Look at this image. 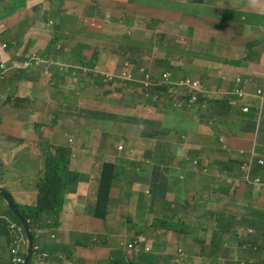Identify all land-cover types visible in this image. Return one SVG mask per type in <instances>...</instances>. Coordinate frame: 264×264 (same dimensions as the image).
Listing matches in <instances>:
<instances>
[{
    "label": "clouds",
    "instance_id": "obj_1",
    "mask_svg": "<svg viewBox=\"0 0 264 264\" xmlns=\"http://www.w3.org/2000/svg\"><path fill=\"white\" fill-rule=\"evenodd\" d=\"M14 1L0 0V128L9 119L7 102L22 94L24 90L25 85L22 76L25 75V71L27 70L41 69L45 74L50 75L54 79L58 78L60 81L72 80L74 86L71 88L62 86L56 90L59 100L69 98L75 87H87L90 90L97 91L99 94L102 93L104 97L108 98V102L101 105L100 109H102V113L113 112L114 120L106 129H103L101 137L102 142L107 144L109 148L108 152L112 157V161L104 162L102 170L104 164L109 163L112 174L116 176V180L110 189L107 216L104 218L96 216L94 214V206L98 200L97 194L102 176L101 170L98 177L95 199L89 201L87 213L96 218L108 219L112 210L111 191L115 182H119L124 190V197L121 202H117V205L130 206L135 203L140 215L138 219L134 216L130 217L128 213L125 214L126 221L123 220L122 222H125L127 227L122 228V233L117 241V249L112 251L114 254L110 259V264L115 263L116 259L120 256L123 259H131L133 250L146 242L145 238L141 237L145 231L154 234L165 233L170 229L158 226L163 222H169L172 219L177 220L180 217H183L181 225L191 224L196 226V230L193 233H188L184 230L188 234L195 235V245L198 246V250L196 251L195 248L193 254L195 253L194 256L197 258L218 261L211 264H223L228 260L235 264H252L242 250V245L235 240L234 235L238 233V226H242L250 232L251 229L248 227V224L250 219L254 220L253 216H255L256 224H264L259 221L264 218V103L257 98V94L262 93V86L256 87L255 98L258 101L256 105L258 113L255 117L248 111L245 104H240V100L234 101L233 95L235 93L248 95L246 88L251 86V80L249 79L251 70L250 72H239L236 69L239 66L228 63L232 59H240V53L234 57L222 54V60L215 63L214 67L210 66L206 69L202 60L193 52L182 50L177 55H168L166 51L162 53L147 52L131 45L130 41L134 39H119L96 46L94 41L90 40L86 42L84 40L86 27L82 23L80 27H76L74 23L68 22L72 16L66 12L56 11L58 13L57 16L61 19L59 23L55 20L56 15L53 12L52 21L44 12V0H24L18 10L24 13L28 29H16L14 31L5 23L7 6L13 4ZM147 1L148 9L142 22L144 27L145 23H147L149 29L145 28L153 33V27L157 19L162 18L164 25H168L173 19L169 15H162L154 21L144 22L147 15L152 12L164 14L167 11L174 10L176 11L174 18L180 19L181 25L184 28L190 29L191 32L200 36L199 33H196L199 23L212 22L216 25L217 22L221 21L223 24H231L232 16H234L233 11H238L245 20L247 15L252 11V9H246L240 5L245 0H238V6L228 9L224 7L221 15L218 18L214 16V20L213 17L170 8L168 4L173 0ZM187 1L191 4H207L211 2L210 0ZM61 14H67L68 17L63 18ZM49 21H52L51 24L54 25L52 50L48 49L42 52V55H39L37 50H30L29 42L33 37L34 31H44ZM116 22L118 21L116 20ZM118 23L125 24L122 22ZM131 24L134 26L133 23ZM125 25L128 27L127 24ZM210 29L213 30L212 28ZM217 32L221 33V31ZM217 32H208L207 38L204 40L211 42L217 36ZM158 33H163L160 26ZM93 36L95 35L93 34L92 38ZM225 36L228 35L222 34L221 39L224 40ZM235 36L241 37L238 34H235ZM236 49L240 51L238 45ZM17 50L19 52H16ZM146 54L151 55L152 58L145 60L143 56ZM57 60L66 63H61ZM166 60H172L173 64L178 66V69L166 73L162 66ZM212 68L218 71V73L214 74L211 70ZM255 68L263 69L259 76L261 79H264V67ZM166 75L171 78V83L168 87H164L159 83V80L166 77ZM218 76H221L228 86L233 82V86L229 89L227 86L223 88L210 87L209 80H215ZM200 80L202 83L200 90L197 91L194 89V86H196L195 82ZM241 82L243 85L238 87V83ZM164 91L172 100L167 106L172 108L181 107L183 110L196 109L212 113L221 101L228 99L233 105H238L240 112L244 115L247 127L239 128L232 121H227L224 124V129L230 137L229 150L232 152V155L228 159L232 172L227 178H224L212 174L211 165L206 157L213 149L207 138L212 136L209 118L199 113L196 115L186 112L181 114L179 136L175 143L169 144L167 147L169 153V160L167 162H163L162 160L164 145L162 143L159 118L151 120L150 124L139 135L143 144L146 147L152 148V159L145 160L140 165V171L149 177L155 188L136 190L130 193V157L135 155L137 149L134 140L130 142L122 141L124 134H127L126 130L133 123V120L130 118V102H149L157 105ZM149 97L152 99L150 100ZM243 101H245V97ZM109 105H114V107H105ZM152 110L158 113L156 108L152 107ZM184 114H187V116L184 117ZM118 119H121L124 125L120 126ZM114 124L122 127L124 133L118 141L109 147L107 136L112 131ZM39 137L41 138L37 144L39 153V145L42 141L50 144L53 149L55 147L67 148L63 160L66 162V168L72 170L70 167V157L73 155L71 140L67 138L66 145H55L44 139L41 134ZM8 138L18 139L14 136H9ZM257 145L262 147L263 150L255 153L250 152L251 149L255 151ZM260 155L262 157H259ZM42 169L43 162L41 157L40 170ZM39 177H42L40 172ZM80 180L81 176L79 175L78 184ZM165 181L169 185V188L166 190L161 188ZM39 183L40 181L38 182L37 200L34 201V204H31L29 201H18L16 195L0 179V187L11 196L14 204L18 202L21 206L26 205L34 208L43 206V202L39 200ZM202 184L206 185L210 202L213 199L210 211V219L214 223L213 229H208L204 226V219H194L191 215L193 211L198 210L194 206L197 203V196ZM209 189L213 193H209ZM76 192L77 190L67 194V198L70 194ZM217 192L220 193L217 194ZM66 201L56 214L57 222L65 208ZM0 203L4 206V211H0V219L6 220V222H0V224L9 225L11 231L9 242L10 259L6 264H23L27 251L25 230L9 208L7 201L1 196ZM217 204H220V206L218 207ZM45 207L46 209L41 215L34 220V224L44 225L39 221L40 217L44 213H48L54 209V205L50 203H47ZM7 208L11 210L20 224L6 215ZM185 210H192L191 214ZM21 214L25 217L22 212ZM48 218L51 219V217ZM66 218V215H64L63 219ZM26 219L29 221L28 218ZM145 225L147 227H144ZM32 232L34 236V254L30 264H34L38 252L36 236L34 235L35 231L32 230ZM206 238H208L209 245H213L219 249V252L214 256H212L214 252L206 247ZM98 239L100 240L95 241V245L108 246L106 245L107 236H100ZM217 239L219 240L217 241ZM247 240L252 244V239L249 236H247ZM233 241L236 245H240L241 248L237 249L236 245L231 246L230 244ZM224 246L226 250H222ZM167 251L168 249L165 247L160 255H155L153 264H167L165 260L162 261L160 259L163 255H168L171 264H195L188 261L189 256L184 247L178 246L177 248H173L170 253ZM224 251L229 252L233 257L225 258L223 256ZM150 256L153 257L154 255L150 254ZM220 256L221 259L218 260L217 258Z\"/></svg>",
    "mask_w": 264,
    "mask_h": 264
},
{
    "label": "crops",
    "instance_id": "obj_2",
    "mask_svg": "<svg viewBox=\"0 0 264 264\" xmlns=\"http://www.w3.org/2000/svg\"><path fill=\"white\" fill-rule=\"evenodd\" d=\"M235 6H238V0H234L233 5L226 8ZM233 13L235 16L238 11H233ZM249 15H247L246 21ZM213 18L215 20V17ZM207 25L216 27L212 22L199 23L196 33ZM205 31L208 33L218 30L213 31L207 28ZM221 34L228 35L225 36V43L220 47L221 53L233 55L234 51L230 49L231 42L225 39H230L235 34H228L225 31H221ZM238 35L242 36L243 34L238 33ZM233 47L236 49L237 46ZM254 68H250V70L252 71ZM25 72V75L22 76L25 85L22 94L7 102L8 127L3 125L0 128V179H2V183L8 188L11 187V192L16 195L18 201H27L13 186L18 185L21 176L28 177V185L35 193L34 201L37 200L41 161L37 144L41 139L40 134L55 145H66L67 138L71 140L73 155L70 157V167L81 176L77 192L68 196L65 208L54 230L49 228L51 220L49 218L42 222L44 225L37 224L35 227L36 246L38 251L43 250L44 255L40 257L37 252L34 264H110V259L114 254L112 251L117 249V241L122 233V228L126 226L125 222H122L125 214L128 213L130 217L134 216L139 219L138 207L135 203L130 206L117 205V202H121L124 197V190L119 182H115L111 191L110 217L103 220L88 214V203L91 199H95L102 165L104 162L112 161L107 144L102 142L103 129L90 128L85 121H81L67 126V132L64 134L57 132V129L65 124L66 116L70 112L88 116L102 114V109H100L102 96L87 87H75L69 98L59 100L56 90L62 86L71 88L74 86L72 80L54 79L41 69H31ZM108 97L111 98L109 95ZM184 112L192 115L199 113L209 118L212 136L207 138L213 149L206 157L211 165L212 174L227 178L232 172L228 163L232 152L229 150L230 137L224 129V124L227 121H232L239 128L247 127L244 115L240 112L238 105H233L228 99H225L217 105L216 110L212 113L196 109L184 110ZM180 116L181 113L178 110L170 109L159 112L160 131L164 145L163 162L169 160L168 145L175 143L178 139L181 129ZM14 121H22V123L14 125ZM118 124L122 126L124 122L118 119ZM123 133L124 130L120 128L111 142H108L109 147L118 141ZM9 136L18 139L8 138ZM134 144L137 152L133 157H130V193L136 190L155 188L149 177L140 171V165L145 160L152 159V148L143 144L139 134H135ZM161 188L168 189V183L165 181ZM212 201L213 199L209 206L203 208L204 210L193 211L191 214L193 218L209 219ZM0 211H4V206L1 203ZM64 215H66V219H63ZM10 233L9 225L0 224V264H6L10 259ZM162 235L168 236L171 240H178V246L184 247L189 256L188 261L197 263L198 258L193 255L196 248L195 235L188 234L184 228L158 234L145 231L141 237L147 241ZM100 236L108 237L106 245L109 247L94 244L95 241L100 240L98 239ZM166 247L168 253L172 252L174 248L170 244ZM206 247L214 252L212 256L219 252L218 248L208 244V238H206ZM160 259L171 264L168 255H163ZM217 259L220 260L221 256ZM223 264L235 263L228 260Z\"/></svg>",
    "mask_w": 264,
    "mask_h": 264
},
{
    "label": "rangeland",
    "instance_id": "obj_3",
    "mask_svg": "<svg viewBox=\"0 0 264 264\" xmlns=\"http://www.w3.org/2000/svg\"><path fill=\"white\" fill-rule=\"evenodd\" d=\"M23 2L24 0H15L13 4L7 6V18L5 20V23L14 31L16 29H28V23L24 13L18 10V8L22 6ZM233 3L234 0H211V2L207 4H191L187 0H173L168 5L170 8L176 10L194 12L206 17L215 16L218 18L221 15L223 8L231 7ZM240 5L242 7H245L246 9L254 8V2L252 0H245L244 3ZM147 9V0H44V12L52 19V21V13L56 11L66 12L68 15L77 18L82 23V25L86 27L84 40L86 42L90 40L94 41L96 46H100L101 43L114 42L119 39L142 40L147 43L155 42L157 36H155L154 33L150 30H147L142 22L143 18L146 16ZM124 14H127L128 20L134 24L132 28L127 27L125 24L116 22L115 18H120ZM253 18L257 19L258 17L253 16ZM55 20L58 21V23L61 22V19L58 16L55 17ZM52 21H49L46 24L44 31H34L33 37L29 42L30 50H37L39 55H42V52H45L48 49L52 50L51 45L53 43L54 34V25L51 24ZM255 24L256 23L254 22L252 23L250 21H246L244 18H242L241 14L239 13L235 14V17L232 19L231 24H223L221 23V21L217 22L216 24V30L218 31H225L228 34H243L241 37H238L236 41V44L238 45L240 51H238L234 47H231L230 49L234 51V54H226L228 55V57H234L235 55L240 53V59L242 57L245 58V64L239 66V68H236L239 72H250V68L264 67V60L257 61L255 55L253 54V40L245 38V36L249 37L252 32V28L249 26H253ZM198 33L201 38H207V33L205 29L201 28ZM93 34L95 36H93L92 38ZM215 38L216 36L214 37V39ZM256 40L264 50V32ZM161 45L163 47L168 45L167 38L163 40ZM255 49H257V47H255ZM57 61L61 63H66L59 60ZM262 71V68H255L251 71V76L249 77V79L251 80V86L246 88V92L248 93V95H243L242 93H235V95H233L234 101L236 102L237 100H240V104H245L248 111L253 114V117H255L258 113L256 109L258 101L255 98L257 86L263 87L262 93H258L257 98L259 100H262V102L264 103V79H261L259 76ZM201 83V80L196 81V86H194V89L199 91ZM209 85L210 87H214L215 80L210 79ZM242 85V82L238 83V87H241ZM100 95L102 96L100 99V104L103 105L107 103L108 98L104 97L102 93H100ZM244 97L245 101H243ZM105 107H114V105H109ZM186 116L187 114H184V117ZM113 120V112H103L100 115L93 116L84 115L82 113L70 112L66 116L65 124L61 128H58L57 132L64 134L67 132V126L76 124L81 121H85L90 128L106 129L113 122ZM21 123L22 121L13 122L14 125ZM4 126L8 127L7 123ZM29 148L31 149V146H29ZM261 150H263V148L257 145L256 150L252 151L251 149L250 152L255 153ZM259 157H262V155H260ZM27 178L28 177L21 176L18 185H14L13 188L21 194L24 200L30 201L31 204H34L35 193L32 192V188L28 185ZM41 178L42 177H39V181L41 180ZM9 189L11 190V187H9ZM208 192L213 193L210 189L208 190ZM219 193L220 192H217V194ZM66 198L67 194L65 195V201ZM204 198L205 200L203 201ZM210 204V198L207 195L206 185L202 184L197 196V203L195 204L194 208L203 209L204 206H209ZM217 206L219 207L220 204H217ZM57 208L58 205L55 209L51 210L50 212L44 213L39 219L40 222H44L48 219V217H51V220L49 222L50 230H54L57 224L55 212L57 211ZM185 211L191 214L192 210ZM124 220L126 221V216L124 217ZM204 220L205 221L203 224L205 227H207L208 229L214 228V223L211 221L210 218ZM262 220H264V218H262ZM237 231L238 233L234 235V238L237 243H240L242 245V250L244 251L248 260L251 263L257 262V264L263 261L264 247L262 249H257L248 242V231L246 228L238 226ZM168 244L172 245L174 248H177L178 240H171L166 235L154 237L153 239L147 240L145 243L141 244L139 247L134 249L131 254V258L138 259L141 255L145 253H150L154 255L153 257H155V255L157 254L160 255L162 250ZM197 250L198 246H196V251ZM222 250H226V247L224 246ZM254 251H257L259 253V257L256 258L253 256ZM38 254L40 257L44 255L43 250L40 249L38 251ZM223 256L225 258L233 257L227 251L224 252ZM215 262L217 263L218 261H209L199 257L197 263L195 264H211ZM137 264H143V261H139Z\"/></svg>",
    "mask_w": 264,
    "mask_h": 264
},
{
    "label": "trees",
    "instance_id": "obj_4",
    "mask_svg": "<svg viewBox=\"0 0 264 264\" xmlns=\"http://www.w3.org/2000/svg\"><path fill=\"white\" fill-rule=\"evenodd\" d=\"M254 2V8L250 12L247 21L256 23L253 26H249L252 28V32L249 37L246 36V39L253 40V51L257 61L264 60V50L262 49L261 45L257 42L261 34L264 32V0H252ZM176 11L170 10L166 13H156L152 12L147 15L146 21H154L157 17L162 15H169L173 19L168 25H164V20L162 18L157 19L155 26L153 27L154 35L157 36V39L153 43H146L139 40L130 41L131 45L134 47L140 48L147 52H157L162 53L166 51L168 55H177L180 51L186 50L188 52L195 53L203 62L206 69L210 66H215L217 62L222 60V53L220 51V47L222 44L225 43L222 40V34L218 33L216 38L211 42L204 40L197 34L191 32L190 29H186L181 25V20L174 18ZM57 16V12L54 13ZM63 18L68 17L67 14H61ZM135 16V14H134ZM253 16H257V19H254ZM235 16H232L234 18ZM118 22H122L128 25V27H132L133 25L128 20V16L124 15L120 18H115ZM69 23H74L76 27H80L81 22L75 18L71 17L68 20ZM163 30V33H158V29ZM145 27L149 29V25L145 23ZM212 28L216 30L215 26H204L202 29ZM167 38L166 47H163L161 43L163 42V38ZM238 37L233 35L228 42H231V47L237 46L236 41ZM264 43V41H263ZM257 47V49H255ZM145 60H149L152 58L151 55L146 54L143 56ZM228 63L242 66L245 64V58L242 59H232L228 61ZM92 66H94L92 64ZM163 70L168 72H173L175 69H178V66L173 64L172 60H166L162 64ZM214 74H217L214 68L211 69ZM159 83L164 86L168 87L171 83V78L166 75V77L161 78ZM227 86V88H231L233 86V82L230 83L228 86L226 81H224L221 76L216 77L215 79V87L216 88H223ZM151 100L152 98L149 97ZM172 102L168 94L164 91L162 98L159 99L157 105H153L149 102H130V118L133 120L132 125L128 128L127 134H124L122 141L123 142H130L135 139V134H140L144 130L146 126L150 124V121L156 118H159V112L161 110H178L180 113H184V110L179 108H171L168 107L167 104ZM152 107L158 110V113L152 110ZM123 129L122 127L114 124L112 126V131L107 136V141L111 142L115 134L118 132L119 129ZM131 130V131H130ZM40 153L43 162V169L40 170V175L42 176L40 183H39V200L43 202V206L37 207H29V206H21L18 202L15 204L18 206L20 211L25 215L26 218L29 219L30 225L32 230L35 231V227L37 224H34V220L38 218L41 213L46 209L45 205L47 203L53 204L54 209L58 205L56 214L59 212L61 206L65 202V195L75 192L77 190L78 185V177L79 174L75 171L69 170L66 168V162L63 160L67 148L65 147H55L54 149L52 146L44 141H42L39 145ZM116 180L115 174H112L110 164H104L102 170V176L100 179L99 184V191H98V200L94 206V214L99 217H106L108 214V201L110 195V189L114 181ZM6 215L12 219L17 221L16 217L13 215L11 210L7 208ZM253 219H250L248 227L251 229L250 232H247V236L252 239V245L257 249H262L264 247V224H256L255 216ZM183 217L172 219L169 222H163L158 227L164 229H172L178 231L180 228H184L188 233H193L196 230L195 225L191 224H184L181 225V221ZM258 221V220H257ZM264 223V220H259ZM0 222H6L4 219H0ZM18 222V221H17ZM19 223V222H18ZM20 224V223H19ZM157 227V226H155ZM35 235V234H34ZM219 239H217L218 241ZM204 242V241H201ZM231 246L236 245L233 241ZM237 249H240V245H236ZM254 257H259V253L254 251ZM155 257H151L149 253H145L141 255L138 259H123L121 256L116 259V262L113 264H137L139 261H143L144 264H153V259ZM252 264H257V262H252ZM258 264H264V260Z\"/></svg>",
    "mask_w": 264,
    "mask_h": 264
},
{
    "label": "water",
    "instance_id": "obj_5",
    "mask_svg": "<svg viewBox=\"0 0 264 264\" xmlns=\"http://www.w3.org/2000/svg\"><path fill=\"white\" fill-rule=\"evenodd\" d=\"M0 196L3 197L7 201L9 208L12 210L14 215L18 218V220L20 221V223L22 224L25 230L26 239H27V251H26V256H25V260L23 264H30L33 254H34V236H33V232L29 224V221L21 214L17 206L14 204L11 196L8 193H6L2 189V187H0Z\"/></svg>",
    "mask_w": 264,
    "mask_h": 264
}]
</instances>
